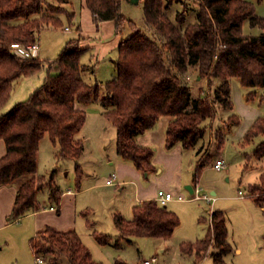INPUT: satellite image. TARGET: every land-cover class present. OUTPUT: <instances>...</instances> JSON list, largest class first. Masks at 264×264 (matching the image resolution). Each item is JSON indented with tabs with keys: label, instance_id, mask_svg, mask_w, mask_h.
<instances>
[{
	"label": "trees",
	"instance_id": "obj_1",
	"mask_svg": "<svg viewBox=\"0 0 264 264\" xmlns=\"http://www.w3.org/2000/svg\"><path fill=\"white\" fill-rule=\"evenodd\" d=\"M56 1L60 5L50 0H0V140L7 149L0 159V186L21 181L10 221L36 209L38 194L45 186L50 190V201L60 202L61 188L55 178L58 170L51 172L49 183L45 176L37 175L40 143L45 136L58 148L59 161L76 162V182L80 186L83 172L79 159L85 144L78 135L86 123L87 112L78 108L77 103L99 102L105 118L116 129L118 155L133 162L138 170L149 173L155 171V150L140 145L137 138L153 128L161 117L172 118L166 131V148L181 144L185 149H193L205 138L204 123L208 119H215L220 109L234 111L232 79L239 80L246 88L264 89V34L246 36L243 32L245 21L264 31V17L256 14L253 2L194 0L198 6L197 21L187 23L188 4L184 0H180L184 9L176 13L175 19L169 15L174 0H144L145 23L158 40L129 22L133 33L119 44L114 61L116 75L106 83H89L83 74L95 71L81 62L88 47L83 44L80 27L78 36L68 40L54 60L24 58L13 50L14 44L37 43L38 33L44 28L63 27L59 15L64 11L60 6L69 0ZM85 3L97 25L114 20L121 30L125 22L122 0H85ZM73 16L68 14L70 21ZM190 67L197 68L199 77L207 79L208 85L215 88L213 102L208 97H194L191 87L181 78ZM44 70L46 76L41 86L4 113L16 81ZM229 119L233 120L231 126L240 122L234 113ZM258 136H264V116L247 131L244 143ZM217 141L218 148L222 149L224 133ZM254 155L258 159L264 157V142L255 149ZM212 160L210 153L199 159L194 182ZM249 191L256 204L263 206L264 173ZM210 217L206 237L182 242L181 252L183 255L195 253V264L210 254L214 264H227L224 257L232 252L233 246L228 241L226 215L222 210H213ZM114 224L119 232L114 245L119 246L120 239L128 243L138 237L167 240L180 225V218L167 206L147 200L133 207L132 219L115 214ZM94 237L101 245L113 243L112 237L104 233L94 232ZM30 244L35 256L44 259V264L58 261L102 264L93 258L73 229L60 231L47 226ZM116 264L127 263L117 260Z\"/></svg>",
	"mask_w": 264,
	"mask_h": 264
},
{
	"label": "rangeland",
	"instance_id": "obj_2",
	"mask_svg": "<svg viewBox=\"0 0 264 264\" xmlns=\"http://www.w3.org/2000/svg\"><path fill=\"white\" fill-rule=\"evenodd\" d=\"M166 1L169 2V0ZM184 1L188 4L187 23L196 22L198 15L197 4L194 3V0ZM250 1L254 3L256 13L264 17V0ZM50 2L56 6L60 5L56 0H50ZM84 2L85 0H69V2L60 6L64 12L56 15L60 16L63 27L53 28L51 31L43 32L40 37L42 52L38 55L41 59H56L67 41L78 36V27L83 30L84 25H80V17ZM144 5V0H141L138 4L130 3L128 0H122L121 12L125 22L121 30H118L117 23H115L117 31H119L118 34H122L120 36L121 40L133 33V28L129 22L134 23L138 28L158 40L155 33L145 23ZM183 9L184 5H182L181 1L174 0L169 10V15L172 19H175L176 13L181 12ZM68 14L74 15L72 21H70ZM66 26L71 28V31H66ZM248 28L251 30L249 32L254 33L252 31L255 29L250 28V26ZM244 30L247 31L246 28ZM80 36L83 37L84 42L85 37L82 32ZM90 36L91 41H95L90 45L95 46V44H98L99 38L96 40L95 35ZM91 67L94 69V66ZM108 68L105 67L97 70L95 75H91L90 72L85 73L83 74V78L89 83H94L95 80L99 83H106L112 74ZM116 71L115 66V75ZM45 75L46 72L42 71L33 77H22L18 79L12 97L4 107L3 112H9L16 104L25 101L35 89L41 86ZM181 78L191 87L194 97H208L213 102L215 88L208 85L207 79H201L199 77L197 68L190 67L187 73L181 75ZM231 84L232 101L235 106L234 111L228 112L220 109L215 119H208L204 123L207 130L206 136L196 146L197 150L203 152V157L207 153H210L213 158L221 156L226 164L225 168L217 170L214 167L213 161L206 165L201 174V180L205 188L204 192L211 195L212 191H215V197H218L213 207L205 200L170 202L168 204L169 210L174 211L180 218V225L176 228L171 238L165 240L152 237H138L134 238L132 243H128L125 239H120L119 246L114 245L115 241L119 239V232L115 227L114 218L108 215L109 211L107 210L106 212V208L104 207L103 211L97 217H94L100 221V226L96 227V229L99 233H104L112 237L113 243L101 245L95 237L89 235L84 236L85 242L88 244L87 246L96 261L102 264H116L117 260H121L127 264H143L145 260L157 256L158 261L155 264H195L193 257L189 255L182 256L180 244L182 242H195L204 238L211 219L207 211L216 209L225 212L228 239L233 244V250L224 259L225 262L227 264H264V242L262 239V234L264 233V208L256 204L251 198L249 191V187L259 183L261 175L264 173V157L258 159L254 155L255 149L264 142V136H258L250 143H244L245 134L250 128L255 113L260 112V116H264V89L243 87L237 79H232ZM97 104V102H93L89 105L97 106ZM86 109L89 112V116L87 113L88 120L86 119L87 123H85L86 125H84V128L78 135V138L82 139L85 144V155L82 157V161L79 162L83 174H86L85 183L93 184L95 182L100 185L103 184L100 186L101 188L99 187L94 190L93 193L95 195L91 196L93 200L97 201L100 197L101 200L103 198L115 203L116 187L105 185L106 180L112 174V166L110 164L105 165L104 163H106L107 158L112 159L116 157V129L109 122L108 128L103 130L102 128L104 126H101L99 123L105 120L101 116L90 112L88 106H86ZM233 113L239 117L240 122L238 125L231 126L233 120L229 118ZM233 119L236 118L233 117ZM221 133H224L225 144L222 149H219L217 137ZM103 140L106 142L105 146L108 149L103 148ZM41 149L45 156L40 164V171L45 173L46 170L50 169L53 151L48 135L41 141ZM75 163V161H65L59 167L65 176L63 177L62 185L67 186V184H70L76 189ZM50 177L51 173L46 177V183H49ZM148 179H145V183H148V181L151 182V178L149 177ZM89 195L90 192L84 194L87 197ZM183 195L187 199H191L192 197L186 190H184ZM239 196H242L243 199L238 198ZM108 202L106 201V203ZM106 205L108 206L109 203ZM127 216L125 218H132L131 214ZM16 227L11 228L10 231L12 233L15 232ZM90 237L92 242L90 241ZM18 244L20 245V242ZM237 247L238 249H243L242 254L235 253ZM10 249L7 250V253L12 251ZM210 251L211 249H209L207 255ZM192 255L195 256V253ZM49 264L66 263L58 261L54 263L50 262ZM200 264H214L212 254L208 255Z\"/></svg>",
	"mask_w": 264,
	"mask_h": 264
},
{
	"label": "crops",
	"instance_id": "obj_3",
	"mask_svg": "<svg viewBox=\"0 0 264 264\" xmlns=\"http://www.w3.org/2000/svg\"><path fill=\"white\" fill-rule=\"evenodd\" d=\"M82 7L83 9L80 17V25H84V28L81 32L85 37L83 44L85 47H88V51L82 56L81 62L84 65L94 66L95 73H97V70L99 69L109 67L108 69L112 72V74L110 75L111 77L107 80L109 81L115 75L114 61L118 57V48L121 42L120 36L122 34H118L119 31H117V27L115 26L116 22L114 20L101 22L97 25L94 21L91 10L87 7L85 2ZM248 26L255 29L254 31H252L254 33L249 32L250 29L248 28ZM245 28L247 29V31L244 30ZM52 29L53 28H45L38 33L37 43L40 47L39 53L42 52V46L40 42L41 35L43 34V32L51 31ZM68 31H71V28ZM243 31L246 36H259L261 34H264V31L259 27H252L249 21L244 22ZM90 35H95L96 40L97 38H99L98 44H95V46L90 45L91 43L95 42L91 41L92 39L90 38ZM95 73L91 75H95ZM95 82L98 81L95 80ZM97 103V106L82 105L80 103H77V107L86 110L89 116V112L86 109V106H88L90 108V112L101 116L105 121H102L99 124L101 126H104L102 128L104 130L108 128V124L110 123L103 114L105 110L102 108L99 102ZM259 113L260 112H256L253 116V121H251L250 128L258 118L262 117ZM171 119L172 118L168 116L161 117L158 123L153 128L147 130L137 138V141L140 145L151 147L155 150V155L153 158L155 171L145 173L138 170L133 162L126 160L118 155L117 150L116 157L112 159L107 158V161L104 164H110V166H112L111 176L116 174L117 179L115 185H108V178L105 185L116 187L115 203L111 200L103 198L101 200L99 195H97L99 197L97 201L93 200L91 196L95 195V193H93L94 190H96L103 184L100 185L95 182L93 184L85 183L86 174H83L79 187L75 178L76 189L73 188V186H71L70 184H67V186H63L62 182L64 180L63 177L65 176L63 175V172L61 171L59 165L61 163H64L65 161H59L57 159L58 148L55 147L52 142L51 144L53 147V151L52 161L50 164L51 166L49 170H46L45 173H42L40 171V164L45 155L41 149L40 143L37 175L48 177V174L51 173L54 169L58 170L56 182L61 188L60 202L59 204H55L50 201V190L48 186H45L44 189L38 194V206L36 207V209H30L20 219L10 221V215L14 207L18 186L21 181H16L12 185L0 186V264H32V262H34V264H37V257L35 256L31 248L30 241L32 238L37 236L39 231L43 230L47 226H52L60 231L73 229L78 233L83 243L87 246L88 244L85 242L84 236L89 235L94 237V232H98L96 227L100 226V221L94 217H97L98 214L103 211L104 207L106 208V212L107 210L109 211L108 215H111L112 218H114V215L117 213L122 214L124 217H128L127 215L131 214L133 218V207L147 200H156L158 190L160 189L172 192L175 195L182 196H184V190L192 195L191 191L188 189L189 186L194 189L195 186L199 185L203 188L204 191L205 188L203 186L201 176L197 182H194L196 167L199 159L203 158V152L200 151V153L198 154V150L196 149V147L193 149H185L181 144H177L172 149L166 148V131ZM102 143L103 148L108 149L105 146L106 142L104 140L102 141ZM6 152L7 149L4 141L0 140V159L6 154ZM84 155L85 154H83V156ZM82 157L79 159V162L82 161ZM217 158L223 159L221 156L213 159ZM213 161L215 163L216 160H212L211 162ZM149 177L151 178V182L148 181V183H145V179H148ZM88 192H90V198L89 196H84V194H87ZM211 195L215 198V200L212 202H208L206 200L205 201L213 207L214 203L218 200V197H215V191H212ZM238 198L243 199L242 196H239ZM106 201H109L108 206L106 205L108 204L106 203ZM167 208L169 209L168 205ZM262 208L264 207L262 206ZM212 211L213 210L207 211L209 213V216ZM210 226L211 219L209 221V228ZM15 227L17 229L12 233V231L10 230L11 228ZM262 239L264 242V233L262 234ZM18 242H20V245L18 244ZM8 249L12 251H10V253H7ZM235 253L242 254L243 249H238L237 247ZM227 255L224 257V259L229 256ZM182 256L185 257L186 255L182 254ZM189 256L195 259V256H193L192 254ZM33 258H35V260H33Z\"/></svg>",
	"mask_w": 264,
	"mask_h": 264
},
{
	"label": "built area",
	"instance_id": "obj_4",
	"mask_svg": "<svg viewBox=\"0 0 264 264\" xmlns=\"http://www.w3.org/2000/svg\"><path fill=\"white\" fill-rule=\"evenodd\" d=\"M66 30H70V28L66 27ZM13 50L16 54H18L21 57L31 58V57H39L38 55H39L40 48H39L38 43L27 45V46H24L21 44H14ZM214 167L217 170H222L223 168L226 167V164L223 159H217L214 163ZM116 179H117V176L112 175L111 177H109L107 184L109 185L115 184ZM186 200H189V201L206 200L208 202H212L215 200V198L212 195L204 193L203 188L200 187L199 185L194 187L191 199H186L182 195H175L174 193L163 190V189L158 190L157 198H156V201L161 206H167L172 201H186ZM157 261H158V257L153 256L151 259L145 260L143 264H155ZM37 264H44V260L42 258H37Z\"/></svg>",
	"mask_w": 264,
	"mask_h": 264
},
{
	"label": "water",
	"instance_id": "obj_5",
	"mask_svg": "<svg viewBox=\"0 0 264 264\" xmlns=\"http://www.w3.org/2000/svg\"><path fill=\"white\" fill-rule=\"evenodd\" d=\"M130 3H134V4H138L140 0H128ZM188 189L191 191V193H193V189L192 187H188Z\"/></svg>",
	"mask_w": 264,
	"mask_h": 264
}]
</instances>
